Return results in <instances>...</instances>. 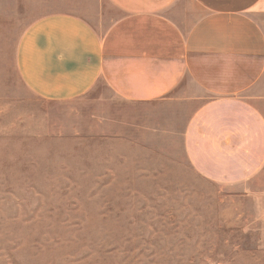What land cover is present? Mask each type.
<instances>
[{"label": "rangeland", "instance_id": "obj_1", "mask_svg": "<svg viewBox=\"0 0 264 264\" xmlns=\"http://www.w3.org/2000/svg\"><path fill=\"white\" fill-rule=\"evenodd\" d=\"M51 1L0 0V264H264V181L197 174L186 111L103 82L66 101L25 89L16 47Z\"/></svg>", "mask_w": 264, "mask_h": 264}, {"label": "crops", "instance_id": "obj_2", "mask_svg": "<svg viewBox=\"0 0 264 264\" xmlns=\"http://www.w3.org/2000/svg\"><path fill=\"white\" fill-rule=\"evenodd\" d=\"M51 2L16 47L25 89L66 101L103 82L162 103L165 119L186 111L182 147L197 174L264 181V0Z\"/></svg>", "mask_w": 264, "mask_h": 264}]
</instances>
